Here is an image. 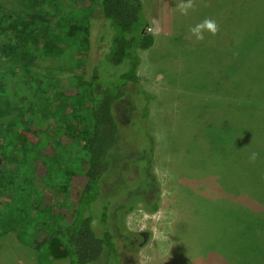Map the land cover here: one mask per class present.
Wrapping results in <instances>:
<instances>
[{"label":"rangeland","instance_id":"1","mask_svg":"<svg viewBox=\"0 0 264 264\" xmlns=\"http://www.w3.org/2000/svg\"><path fill=\"white\" fill-rule=\"evenodd\" d=\"M62 1L73 4V0ZM244 1L236 0L231 8L224 0H191L188 14L181 15L180 0H143L150 19L148 32L155 36L154 45L140 52V79L151 97L150 117L145 124L141 118L121 124L118 151L130 157L133 151L148 150L147 131L157 144L154 168L149 171L151 187L141 167L136 181L125 167V181L108 198L116 202L111 216L127 238L125 264H236L244 239L252 241L260 235L264 244V221L262 226L256 221L259 214L264 216V54L255 38L258 34L264 44V27L258 32L264 25V0ZM31 2L0 0V13L3 8L16 13L31 10ZM249 10L254 37L245 34L246 26H251L244 21ZM85 19L90 25L89 42L73 47L59 60L23 62L20 56L0 57V125L21 124L43 109V104L37 110L29 108V76L69 78L82 85L90 80L103 20L93 11ZM205 19L214 20L218 32L215 36L205 33L202 41L197 40L191 29ZM63 26L67 28L68 22ZM55 32L47 26L39 36L47 39ZM73 53L86 60L77 64ZM51 105L49 111H54L57 103ZM128 106L126 100L118 104L122 122ZM40 116L47 123L46 115ZM68 151L76 150L69 147ZM253 153L255 161L250 159ZM114 172L117 175L121 169ZM115 174L107 176L106 184ZM134 185L144 190L142 196L133 191L124 204L118 201ZM39 186L42 193L43 184ZM143 195L156 201L157 212L147 207ZM58 198L47 212L50 216L59 212L65 218L62 207L69 209L70 203L63 195ZM130 206L134 209L129 210ZM7 211L1 201L0 215ZM254 254L250 250L241 258L250 261ZM39 256L15 230L0 234V264H40Z\"/></svg>","mask_w":264,"mask_h":264},{"label":"trees","instance_id":"2","mask_svg":"<svg viewBox=\"0 0 264 264\" xmlns=\"http://www.w3.org/2000/svg\"><path fill=\"white\" fill-rule=\"evenodd\" d=\"M31 1V10L16 13L3 8L0 13L2 60L6 59L4 56H20L17 59L23 62L30 58L42 62L59 60L73 47L89 42L90 25L85 19L88 11L97 13L103 24L97 34L87 83L31 75L29 108L37 110L43 104V109L21 124L0 125V202L10 211L0 215V234L15 230L23 243L39 253L40 264L62 260H69L70 264H125L127 238L111 216L116 202L108 198L125 181V167L135 181L139 167L150 187L153 181L149 171L154 168L157 141L151 132L147 131L148 150L133 151L130 157L128 153L123 157L118 151L121 124L126 126L139 118L145 124L150 117L151 97L139 76L140 52L155 43V36L148 32L150 19L143 0H73L71 5L62 4V0ZM224 1L234 8L236 0ZM252 16L249 10L245 23L251 24ZM64 22H68L67 28ZM47 26L57 32L42 39L39 35ZM246 27L245 34L253 36L255 27ZM263 27L259 26L258 32ZM255 38L260 40L259 51L264 54L261 38L258 34ZM78 54L73 53L72 57L80 64L86 59ZM123 100L129 105L124 122L119 120L117 110ZM250 100L245 102L251 104ZM52 102L57 103V108L49 111ZM40 115H46L47 123ZM130 116L133 119L129 120ZM69 147L76 151H68ZM123 159L126 161L120 165ZM115 168L121 169L117 175ZM110 174H115L114 179L106 184ZM39 183L43 184L42 193ZM133 191L140 196L144 192L134 185L118 201L124 204ZM61 195L70 203L69 209L62 207L66 217L59 212L50 216L47 211L60 201ZM143 197L147 207L157 212L156 201L149 195ZM261 218V214L256 217L259 226L264 221ZM245 225L243 230L248 222ZM259 236L252 240L256 244L251 239L243 240L242 252L253 250L256 254L248 261L241 258V253L236 264H253L258 259V264L264 263V244Z\"/></svg>","mask_w":264,"mask_h":264},{"label":"clouds","instance_id":"3","mask_svg":"<svg viewBox=\"0 0 264 264\" xmlns=\"http://www.w3.org/2000/svg\"><path fill=\"white\" fill-rule=\"evenodd\" d=\"M191 7V0H187L186 3L184 2V0H180L177 5V10L180 11L181 15H187ZM191 32L197 40L202 41L204 39L205 33L215 36L218 32V25L214 20L205 19L202 23H199L194 28H192ZM256 158L257 156L255 153H253L250 157V159L253 161H255Z\"/></svg>","mask_w":264,"mask_h":264},{"label":"crops","instance_id":"4","mask_svg":"<svg viewBox=\"0 0 264 264\" xmlns=\"http://www.w3.org/2000/svg\"><path fill=\"white\" fill-rule=\"evenodd\" d=\"M142 66H143V65H141L140 71H141V69H142ZM140 71H139V76L141 77V75H140ZM140 80H141V79H140Z\"/></svg>","mask_w":264,"mask_h":264}]
</instances>
